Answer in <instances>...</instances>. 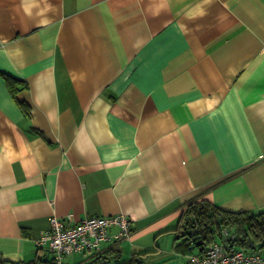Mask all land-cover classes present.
Instances as JSON below:
<instances>
[{
    "label": "crops",
    "instance_id": "crops-1",
    "mask_svg": "<svg viewBox=\"0 0 264 264\" xmlns=\"http://www.w3.org/2000/svg\"><path fill=\"white\" fill-rule=\"evenodd\" d=\"M195 200L264 211V0H0V258L123 213L132 239L65 264H188Z\"/></svg>",
    "mask_w": 264,
    "mask_h": 264
},
{
    "label": "built area",
    "instance_id": "built-area-1",
    "mask_svg": "<svg viewBox=\"0 0 264 264\" xmlns=\"http://www.w3.org/2000/svg\"><path fill=\"white\" fill-rule=\"evenodd\" d=\"M118 227L111 233L112 227ZM132 219L127 214L94 215L74 220L53 216L51 227L47 230L38 245L50 250L54 255V264H65V257L76 253L94 251L102 252V243L116 240L132 239ZM221 242L213 241L202 252L192 253L188 264H264V254L258 249L237 247L238 231L234 225L222 227Z\"/></svg>",
    "mask_w": 264,
    "mask_h": 264
},
{
    "label": "trees",
    "instance_id": "trees-1",
    "mask_svg": "<svg viewBox=\"0 0 264 264\" xmlns=\"http://www.w3.org/2000/svg\"><path fill=\"white\" fill-rule=\"evenodd\" d=\"M9 79V78H8ZM10 80V79H9ZM15 84L18 80H11ZM12 85L14 83H11ZM25 85V84H24ZM21 104H24L21 102ZM183 225V226H182ZM225 225H234L238 231L237 242L241 246H248L249 239H253L255 246L257 243L264 242V211L261 212H232L223 210L208 200H195L189 203L181 213L177 232H181L179 227L186 226L189 230L199 229L202 234V245L207 247L220 234ZM12 262L0 258V264ZM128 264V263H118Z\"/></svg>",
    "mask_w": 264,
    "mask_h": 264
},
{
    "label": "rangeland",
    "instance_id": "rangeland-1",
    "mask_svg": "<svg viewBox=\"0 0 264 264\" xmlns=\"http://www.w3.org/2000/svg\"><path fill=\"white\" fill-rule=\"evenodd\" d=\"M155 245V244H154ZM172 245H173V243H172V241L169 243V248H172ZM181 246V245H180ZM180 246H176V251L174 252V254L175 255H173V256H171V253L170 254H167V255H163V254H160V255H163V258H168V259H166V261H164L163 259V261H161V262H158V263H156V264H163V262H166V264H178V261H176L177 260V256L179 255V254H181V255H183V256H185L183 253H181L180 252ZM194 251L197 249V247H194V248H192ZM189 250H191V249H189ZM150 253H151V251H150ZM155 256L156 255H158V253H156V254H154ZM152 256V255H151ZM171 256V257H170ZM150 257V256H149ZM187 258L189 257V256H186ZM149 259H151V257L150 258H147V257H145L144 258V261H146L147 262V260H149ZM172 260H174V261H172ZM167 262H169V263H167ZM107 264V263H106Z\"/></svg>",
    "mask_w": 264,
    "mask_h": 264
},
{
    "label": "water",
    "instance_id": "water-1",
    "mask_svg": "<svg viewBox=\"0 0 264 264\" xmlns=\"http://www.w3.org/2000/svg\"><path fill=\"white\" fill-rule=\"evenodd\" d=\"M186 228H187L186 226L183 227V229L181 230L179 236H181V235L185 236L186 234H188L187 238H190L191 235H193L194 237L192 238V240H193V241L197 240V241L195 242V245H200L201 242H202V239L200 238V235H199V229H196V230H193V229H192V230H190V231L187 232ZM184 239H186V238H184ZM249 241H250V247H251L252 249H255L256 246H255V243H254L253 239L251 238V239H249ZM191 242H192V241H191ZM201 249H203V248H201ZM4 264H9V263L6 262V263H4Z\"/></svg>",
    "mask_w": 264,
    "mask_h": 264
},
{
    "label": "flooded vegetation",
    "instance_id": "flooded-vegetation-1",
    "mask_svg": "<svg viewBox=\"0 0 264 264\" xmlns=\"http://www.w3.org/2000/svg\"><path fill=\"white\" fill-rule=\"evenodd\" d=\"M189 231H190V230H189ZM187 232H188V231H187ZM199 235H200V238H201V235H202V234H201L200 232H199ZM187 236H188V234L186 235V237H187ZM193 237H194V236L191 235L190 238L192 239ZM196 241H197V240H195L194 242H196ZM197 246H198V248H203V250L206 248L205 245H202L201 247H200V245H197Z\"/></svg>",
    "mask_w": 264,
    "mask_h": 264
}]
</instances>
